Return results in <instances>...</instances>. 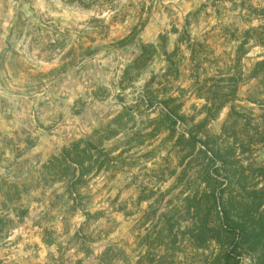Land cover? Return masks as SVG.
Segmentation results:
<instances>
[{
    "label": "rangeland",
    "instance_id": "obj_1",
    "mask_svg": "<svg viewBox=\"0 0 264 264\" xmlns=\"http://www.w3.org/2000/svg\"><path fill=\"white\" fill-rule=\"evenodd\" d=\"M0 29V84L26 120L0 131V264H264L248 244L226 262L220 162L202 152L237 146L234 195L264 185V0H0ZM82 138L86 175L43 176Z\"/></svg>",
    "mask_w": 264,
    "mask_h": 264
},
{
    "label": "trees",
    "instance_id": "obj_2",
    "mask_svg": "<svg viewBox=\"0 0 264 264\" xmlns=\"http://www.w3.org/2000/svg\"><path fill=\"white\" fill-rule=\"evenodd\" d=\"M156 48L157 46L153 45H144L143 54L138 59L141 60L143 56L149 55V48ZM136 61V63L138 62ZM264 72V59L257 62L252 76L258 78L259 75ZM167 103V102H166ZM170 105V104H168ZM166 104L167 112L165 115L167 118H173L178 116L177 110ZM175 110V111H174ZM227 129V127H224ZM234 135L237 137L238 132L233 129ZM248 135H251L248 132ZM259 136V142L264 146V131L260 130L257 132ZM254 136V135H253ZM252 136V137H253ZM252 140V139H251ZM203 145L206 149L202 148V152L209 153L212 152L213 160L220 162V166H217L216 172L213 171L212 177L213 180L219 183L218 194L215 196L216 206L220 208L218 212V217L222 229L227 232L231 237V245L229 249L225 250L224 257L226 262L234 258L232 255L233 252L237 251L239 247L243 244H248V249L252 252H260L261 256H264V185L261 188L256 186H251L249 184L240 185L238 195H234L231 192L233 190L235 183H243L244 180H247L249 175H246V172L240 171V169L232 170L234 153H236V147L234 145L227 146H210L209 143L203 141ZM92 149H98V146L95 143H92L90 140L84 138L75 141L71 146L65 147L61 154L55 155L51 160L46 163L43 167L44 172L43 176L48 173L52 178L55 179H64L65 177L74 178L78 176H84L87 172L90 171L92 163L94 161V154ZM234 149V150H233ZM225 172L227 177L223 180H219L217 177L221 176L220 172ZM79 173V174H78ZM261 175L264 177V169H260ZM78 174V175H77ZM239 175V182L237 180H231V178L236 179ZM8 186V191L6 193V198L13 199L12 191L18 194L19 186L16 184L9 185L8 182L4 183ZM229 193L228 198L225 197V194ZM237 201V203H236ZM236 204L239 206V209L236 210ZM115 248H110L113 250ZM102 264H118V262L111 261L109 259H101Z\"/></svg>",
    "mask_w": 264,
    "mask_h": 264
},
{
    "label": "crops",
    "instance_id": "obj_3",
    "mask_svg": "<svg viewBox=\"0 0 264 264\" xmlns=\"http://www.w3.org/2000/svg\"><path fill=\"white\" fill-rule=\"evenodd\" d=\"M0 36H1V31H0ZM12 96L14 95H10V92L5 91L3 86L0 84V131L5 134L8 133L9 135L15 136V135H18V132H20L19 125H22V127H24L26 120L23 119L19 115L11 116L9 114V111L12 109L11 106L13 105L12 100L14 101L16 99H20L24 101L22 96L18 94H16L18 98H12ZM23 109L25 110L24 106H22L21 111H23ZM15 112H16V109H15ZM24 115L26 114L24 113ZM37 133H41L39 129H37V132H34L33 134H37ZM42 139L43 138L41 137L39 144H41L40 142L42 141ZM42 147H43L42 145H38V148H42ZM1 173H2V165L0 163V174Z\"/></svg>",
    "mask_w": 264,
    "mask_h": 264
}]
</instances>
